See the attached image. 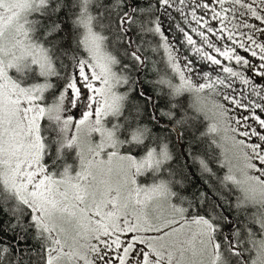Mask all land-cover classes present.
Listing matches in <instances>:
<instances>
[{"label": "snow or ice", "instance_id": "1", "mask_svg": "<svg viewBox=\"0 0 264 264\" xmlns=\"http://www.w3.org/2000/svg\"><path fill=\"white\" fill-rule=\"evenodd\" d=\"M0 264H264V0H0Z\"/></svg>", "mask_w": 264, "mask_h": 264}, {"label": "trees", "instance_id": "2", "mask_svg": "<svg viewBox=\"0 0 264 264\" xmlns=\"http://www.w3.org/2000/svg\"><path fill=\"white\" fill-rule=\"evenodd\" d=\"M62 17H64V13L61 12L60 14ZM176 18L177 24H183L180 19ZM166 21V19H165ZM66 27H70V21L66 25ZM156 73L152 70L151 63L149 64V68L145 70L143 76H141V80L144 82V85L146 88H148L150 91L158 92L159 89H153L151 85V81L155 80ZM175 83H179L178 79L174 81ZM165 91H167L165 89ZM181 101V112L183 113L185 110H187L190 114L192 112V109L189 107L192 103V97L188 94H185L184 96H181L178 98ZM167 102L166 97H162L160 100L161 105ZM197 125L202 123L201 121L195 122ZM203 123H207L206 121H203ZM200 131H203V128L200 127L199 129L197 127H192L189 131H184L182 129V132L184 133V138L182 141L177 143V139L175 137V133H173V138L170 141V148L173 152V155L175 156V161L172 163L171 167L173 171L177 174L183 172L184 175L187 177V179L184 180V195L191 198L193 195L199 196L201 193H207L209 202L212 200H218L219 194L214 192L213 189L209 188L208 185L204 183V181L207 179V177L201 173L199 166L192 162V160L187 157L186 155L182 153H187L189 151L188 146L193 144L195 142L196 137L199 136ZM181 144L184 146L181 148ZM206 146L202 145L198 149V154L203 155L205 152ZM207 151L211 156L219 155V151L217 150L215 153L212 152V149H207ZM213 167L214 170H218V165L215 163L214 159L210 165ZM222 175V173H220ZM177 178H180L179 175H177ZM213 183H215L213 181ZM225 198L228 200H231L233 203H235V195H228L227 193H224ZM227 207V205H225ZM232 215L234 218L237 217V213L232 212ZM240 218H243V213L239 214Z\"/></svg>", "mask_w": 264, "mask_h": 264}, {"label": "rangeland", "instance_id": "3", "mask_svg": "<svg viewBox=\"0 0 264 264\" xmlns=\"http://www.w3.org/2000/svg\"><path fill=\"white\" fill-rule=\"evenodd\" d=\"M180 19L183 22V18L180 17L177 13H175V11L173 10V20H169V18L167 16H162L163 22H164V27L167 29L168 25L171 23L173 24L172 29L168 32V35L170 37V39L173 41V43H175L177 40H180L181 42H183V37L182 34L178 32V30L175 28V24L176 23V18ZM166 19V21H165ZM177 48H180L181 53H187L188 57L190 59H194L196 61V65L199 68H203V70L205 71H210L211 70V66H205V62L201 61L199 59L198 56L195 55V53H193L190 49V47L186 44L183 45V47H181L180 44H176Z\"/></svg>", "mask_w": 264, "mask_h": 264}]
</instances>
